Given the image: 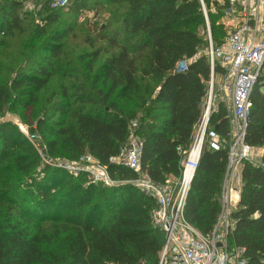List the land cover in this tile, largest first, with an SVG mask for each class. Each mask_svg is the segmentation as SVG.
Returning <instances> with one entry per match:
<instances>
[{
    "label": "trees",
    "instance_id": "1",
    "mask_svg": "<svg viewBox=\"0 0 264 264\" xmlns=\"http://www.w3.org/2000/svg\"><path fill=\"white\" fill-rule=\"evenodd\" d=\"M202 1L217 46L226 31L214 18L229 0ZM71 2L72 10L87 7L86 0ZM52 3L43 0L37 10L47 24L56 22L63 8ZM107 3L119 11L105 26L93 23L89 30L96 35L87 40L91 50L60 59V39L71 30L67 27L52 38L49 54L33 71L18 74L9 88L0 87V110L6 104L12 112L18 108L50 155L75 160L92 154L116 184L91 183L84 173L65 177L64 170L41 165L18 127L0 122V264L158 263L165 237L151 220L155 199L131 182L136 172L108 158L126 143L134 120L142 142V171L157 184L180 176L177 147L188 149L192 142L210 78L204 12L200 0ZM21 8V0H0V33L22 29ZM96 41L102 44L95 46ZM183 61L186 69L180 71ZM221 71L215 62L214 75ZM250 100L244 139L261 153L258 163H240L239 198L230 212L227 240L229 246L244 248L248 264H264L261 71ZM209 128L227 134L222 103ZM226 165V150L204 146L183 208L186 221L200 233H209L216 223ZM56 181L61 184L58 191Z\"/></svg>",
    "mask_w": 264,
    "mask_h": 264
},
{
    "label": "built area",
    "instance_id": "2",
    "mask_svg": "<svg viewBox=\"0 0 264 264\" xmlns=\"http://www.w3.org/2000/svg\"><path fill=\"white\" fill-rule=\"evenodd\" d=\"M200 3L206 20L208 46L205 53L209 59V87L203 103V113L198 124L194 126L189 148L177 147L181 154L180 176L157 184L142 171V142L135 133L137 123L134 120L128 127L126 143L108 160L136 172L137 177L131 182L155 199L156 205L151 212V220L164 231L165 237L157 264H248L243 256L244 248L229 246L227 237L232 229L230 202L233 199L230 191L232 192L231 185L235 173L242 160L259 162V155L254 154V148L245 142L244 136L247 116L252 106L250 94L264 66V0H229L224 12L230 18L228 24L231 30L217 46H214L211 38L204 3L202 0ZM62 4L53 2V6ZM238 13L239 17L236 16ZM215 62L219 63L222 71L216 75L219 77V83L218 92L214 93ZM177 69H186V62H181ZM220 102H223L227 119L225 136L209 128L210 117L218 111ZM19 129L38 153L41 165L66 169L73 176L84 173L91 183H115L108 173L107 166L101 164L92 154L83 153L75 160L54 159L47 152L46 145L38 133L31 132L26 124ZM206 144L212 150H226L227 165L216 223L209 233L203 234L186 221L183 208Z\"/></svg>",
    "mask_w": 264,
    "mask_h": 264
},
{
    "label": "rangeland",
    "instance_id": "3",
    "mask_svg": "<svg viewBox=\"0 0 264 264\" xmlns=\"http://www.w3.org/2000/svg\"><path fill=\"white\" fill-rule=\"evenodd\" d=\"M21 1L22 8L20 10V15L22 29L14 30L13 32L7 34L0 33V87L3 88H9L18 74H27L33 71L35 63L41 61L43 57L49 54L48 48L54 45L52 38L55 35L64 33L67 27L71 28V30L67 33L66 36H62L60 39V46L62 47L60 59L63 56H66L69 59H73L79 52L90 51L91 48L89 47L87 40L93 39L96 35V31L91 32L89 30L92 28L93 23L98 22V24H100L101 26H105L110 19V15L115 14L117 13V11H119L114 4L107 3V0H101L102 4H96L99 0H97V2L96 0H86L87 7L78 10H72L73 2L71 1L73 0H53V2L55 1V3L58 4L63 3L61 5L63 8L60 9L61 14L59 15V19L53 24H47L44 19L45 14L37 13V10L40 7V3L43 0ZM211 11L213 13H218L213 5H211ZM224 11L220 16L215 14L216 17L214 19L216 23H220L223 26V30L227 33L229 30H231V26L228 24L230 18L225 14ZM239 15L240 13L236 14V16L238 17ZM203 16L205 22V27L203 29L205 31L204 39H207L206 20L204 13ZM40 29H45V33H40ZM202 33L203 32L201 31V34ZM100 44H102V42L96 41L94 45L98 46ZM63 59L62 62H65L66 60ZM261 74H264V66L262 67ZM217 83H219V77L215 76L213 87L214 93L217 91ZM218 99L220 101L222 100V98ZM205 100L206 97L204 98L203 103H205ZM203 108L204 105L202 107V111ZM18 112V108L16 109V112L10 111L9 106L6 104V106L3 107V110H0V122H4V119H9L10 117H20V114ZM17 127L19 129V126ZM253 152L254 154H258V149L254 148ZM51 156L57 160L59 158H63L59 156ZM2 164H6V162H3ZM59 169L64 170L65 177H74L68 170L63 168ZM172 179L174 180V178ZM114 184H116V181ZM60 185L61 184L56 181V187H54V190L58 191L60 189V187L58 186ZM233 185H231L232 192L230 191V194L234 193L235 189ZM234 204V201L231 200L230 209L234 207Z\"/></svg>",
    "mask_w": 264,
    "mask_h": 264
},
{
    "label": "crops",
    "instance_id": "4",
    "mask_svg": "<svg viewBox=\"0 0 264 264\" xmlns=\"http://www.w3.org/2000/svg\"><path fill=\"white\" fill-rule=\"evenodd\" d=\"M253 148H255V147H253ZM257 149H258V155H260L261 150H260V148H257ZM240 171H241V166L237 170V172L235 173V177H234L233 182H232V184H234L233 187L235 189L234 190V193L232 194V196H233L232 199H233L234 203H236L237 200H238V198H239V191H240Z\"/></svg>",
    "mask_w": 264,
    "mask_h": 264
},
{
    "label": "water",
    "instance_id": "5",
    "mask_svg": "<svg viewBox=\"0 0 264 264\" xmlns=\"http://www.w3.org/2000/svg\"><path fill=\"white\" fill-rule=\"evenodd\" d=\"M4 122H11L19 127H24L25 123L23 122V120L21 119V117L16 116V117H10L9 119H4ZM30 131H34L33 128L30 129Z\"/></svg>",
    "mask_w": 264,
    "mask_h": 264
},
{
    "label": "bare ground",
    "instance_id": "6",
    "mask_svg": "<svg viewBox=\"0 0 264 264\" xmlns=\"http://www.w3.org/2000/svg\"><path fill=\"white\" fill-rule=\"evenodd\" d=\"M236 194V193H235ZM233 197V196H232Z\"/></svg>",
    "mask_w": 264,
    "mask_h": 264
}]
</instances>
